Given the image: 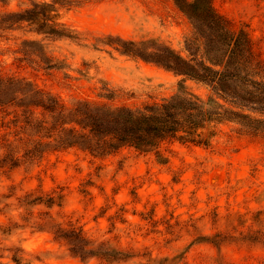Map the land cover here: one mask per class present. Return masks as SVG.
<instances>
[{
	"label": "rangeland",
	"instance_id": "1",
	"mask_svg": "<svg viewBox=\"0 0 264 264\" xmlns=\"http://www.w3.org/2000/svg\"><path fill=\"white\" fill-rule=\"evenodd\" d=\"M42 1L50 0H0V15ZM66 1L71 5L54 7L59 29L73 38L40 32L49 25L38 33L34 24L16 23L0 33L1 75L67 107L78 100L136 107L184 91L209 93L116 49L126 40L145 55L170 49L186 56L192 27L174 0ZM211 2L235 29L248 32L264 61V0ZM22 46L29 51L25 59ZM51 57L54 65L42 67L39 61ZM11 111L0 109V154L18 137ZM218 129L210 145L165 142L160 155L124 147L95 157L66 148L47 150L37 163L0 161V264H17L13 255L22 257L19 264H264V137L241 134L232 122ZM28 193V200L43 196L45 202L50 195L54 203L27 204ZM58 227L81 229L111 255L74 256L54 237Z\"/></svg>",
	"mask_w": 264,
	"mask_h": 264
},
{
	"label": "trees",
	"instance_id": "2",
	"mask_svg": "<svg viewBox=\"0 0 264 264\" xmlns=\"http://www.w3.org/2000/svg\"><path fill=\"white\" fill-rule=\"evenodd\" d=\"M60 1H42L22 12L0 15V33L16 23L29 22L36 25L38 33L40 27L49 25V31L40 32L73 38L59 29L62 23L58 22V8L54 7L56 3L71 5V1ZM174 1L192 27L184 38L186 56L170 49L145 55L134 41L119 40L115 46L124 54L204 85L209 92L206 97L184 91L161 102L136 107H112L86 100L67 107L40 90L27 91L21 79L0 74V109L12 108V121L19 124L15 133L18 137L3 144L0 161L10 167L22 162L37 163L47 150L66 148H78L95 157L114 154L124 147L160 155L165 142L210 145L219 131L218 125L225 122L237 125L241 134L264 137V61L256 53L248 32L235 29L213 8L211 0ZM32 43L25 40L27 45ZM18 52L23 59L29 56L25 46ZM39 62L44 68L54 65L53 57L47 63ZM30 197L28 193L23 201L34 205L54 203L50 195L45 202L43 196L28 200ZM53 234L81 259L91 253L111 255L104 242L94 245L81 229L58 227ZM11 258L17 264L23 260L20 255Z\"/></svg>",
	"mask_w": 264,
	"mask_h": 264
}]
</instances>
